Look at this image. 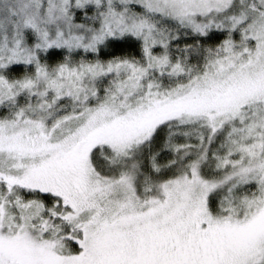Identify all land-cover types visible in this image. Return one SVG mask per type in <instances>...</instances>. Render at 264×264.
Here are the masks:
<instances>
[{
  "label": "snow or ice",
  "instance_id": "obj_1",
  "mask_svg": "<svg viewBox=\"0 0 264 264\" xmlns=\"http://www.w3.org/2000/svg\"><path fill=\"white\" fill-rule=\"evenodd\" d=\"M0 264H264V0H0Z\"/></svg>",
  "mask_w": 264,
  "mask_h": 264
}]
</instances>
